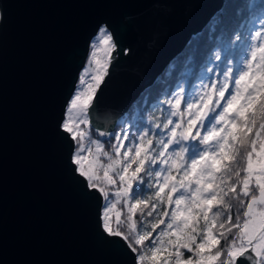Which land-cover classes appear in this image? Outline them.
I'll use <instances>...</instances> for the list:
<instances>
[{"label":"water","instance_id":"95a60500","mask_svg":"<svg viewBox=\"0 0 264 264\" xmlns=\"http://www.w3.org/2000/svg\"><path fill=\"white\" fill-rule=\"evenodd\" d=\"M222 1L0 0V264H131L72 171L66 101L106 23L116 51L89 125L110 132Z\"/></svg>","mask_w":264,"mask_h":264},{"label":"snow or ice","instance_id":"6c2138e0","mask_svg":"<svg viewBox=\"0 0 264 264\" xmlns=\"http://www.w3.org/2000/svg\"><path fill=\"white\" fill-rule=\"evenodd\" d=\"M234 40L245 48L234 64L223 58L222 80L208 77L195 96L181 88L166 93L170 99H157L169 106L166 139L154 144L150 130L138 129L125 144V129L114 133L108 152L81 128L90 124L116 51L106 23L98 27L59 129L74 143L72 171L104 201L101 234L119 243L131 264H264V5L259 27ZM215 61L222 56L212 49L208 63ZM232 201L239 204L235 221Z\"/></svg>","mask_w":264,"mask_h":264},{"label":"trees","instance_id":"16d2710c","mask_svg":"<svg viewBox=\"0 0 264 264\" xmlns=\"http://www.w3.org/2000/svg\"><path fill=\"white\" fill-rule=\"evenodd\" d=\"M261 5H264V0H223L220 9L209 18L204 27L189 38L181 52L165 66L152 84L145 88L130 107L117 118L112 130L108 132L109 135H97L90 125H82L81 128L89 132L90 139L99 140L103 143L105 151L108 152L112 151L111 144L116 142L114 133H123L125 129L128 131L130 138L129 141H125V144H129L133 137L140 134L138 129L140 131L150 130L154 144L158 139H166L167 130L163 129L162 126L166 122L169 106L167 104L157 105V99H170L172 96L166 95V93L179 92L181 88L184 90V95L187 96L190 90L198 84L209 83L208 77L222 80L223 58H227L229 63L234 64L240 60L245 48L243 43L239 47L234 46L235 34L248 35L249 30L257 26ZM221 37H223V40L220 39ZM229 37L232 38L233 44L227 42ZM212 49L220 51L222 61H215L214 64L208 63V54ZM89 56V53H87L82 68L88 64ZM215 65H219V67ZM207 68H212L213 71L208 72ZM78 83L79 77L75 82V87ZM172 119L175 121L178 118L172 117ZM155 123H160L161 128H155ZM85 144L87 145V140ZM156 148L159 150L158 145H156ZM104 162L107 163L108 161L104 159ZM241 166H244L243 161H241ZM243 175L244 173H241V176ZM109 190L114 192L116 190L115 186H111ZM147 194L149 193H143V195ZM103 203L104 201L101 198V206ZM232 203L234 205L233 221H235L236 209L239 208V204L236 201H232ZM122 207V204L118 205L117 210H121ZM243 210V208H240L241 215ZM201 224H203V221H201ZM235 231L233 229V233ZM229 239H231V236ZM223 243L222 241L221 244L223 245Z\"/></svg>","mask_w":264,"mask_h":264},{"label":"rangeland","instance_id":"374dc122","mask_svg":"<svg viewBox=\"0 0 264 264\" xmlns=\"http://www.w3.org/2000/svg\"><path fill=\"white\" fill-rule=\"evenodd\" d=\"M259 27V23H257V26L255 27V28H258ZM97 32H98V30H97ZM97 32L95 33V35L91 38V40L89 41V44H88V49H87V53H89V55H90V52H91V44H92V42H93V38L96 36V34H97ZM88 65V64H87ZM86 65V66H87ZM85 66V67H86ZM84 67V68H85ZM84 68H81L82 70H80L79 71V73H78V77H79V75L80 74H82V72H83V70H84ZM77 77V78H78ZM203 83H200V84H198L196 87H194L192 90H190V92H189V94H192L193 96H195L196 94H198L200 91H201V85H202ZM75 89H76V87L73 89V92H72V94L74 93V91H75ZM71 94V95H72ZM66 107V106H65ZM217 111H219V110H217ZM64 113H65V108H64ZM64 113H63V116H64ZM172 118V117H171ZM82 126V125H81ZM87 146V145H86ZM102 206H100V212H99V214H101V211H102V208H101ZM99 217H100V215H99Z\"/></svg>","mask_w":264,"mask_h":264}]
</instances>
